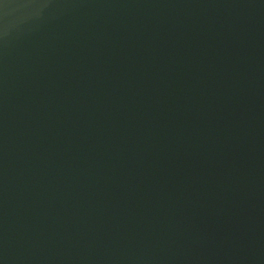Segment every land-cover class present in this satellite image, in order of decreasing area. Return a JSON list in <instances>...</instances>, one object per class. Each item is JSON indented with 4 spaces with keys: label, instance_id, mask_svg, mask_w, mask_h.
Listing matches in <instances>:
<instances>
[{
    "label": "water",
    "instance_id": "obj_1",
    "mask_svg": "<svg viewBox=\"0 0 264 264\" xmlns=\"http://www.w3.org/2000/svg\"><path fill=\"white\" fill-rule=\"evenodd\" d=\"M0 264H264V0H0Z\"/></svg>",
    "mask_w": 264,
    "mask_h": 264
}]
</instances>
